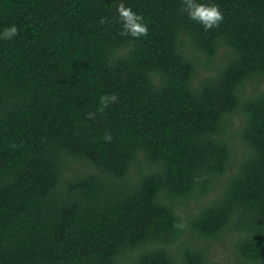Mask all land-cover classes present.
I'll list each match as a JSON object with an SVG mask.
<instances>
[{
	"label": "trees",
	"instance_id": "obj_1",
	"mask_svg": "<svg viewBox=\"0 0 264 264\" xmlns=\"http://www.w3.org/2000/svg\"><path fill=\"white\" fill-rule=\"evenodd\" d=\"M120 2L0 0V264H264V0Z\"/></svg>",
	"mask_w": 264,
	"mask_h": 264
},
{
	"label": "clouds",
	"instance_id": "obj_2",
	"mask_svg": "<svg viewBox=\"0 0 264 264\" xmlns=\"http://www.w3.org/2000/svg\"><path fill=\"white\" fill-rule=\"evenodd\" d=\"M182 8L181 11L187 13L188 17L196 21L199 24H202L204 29L210 30L213 27H218L223 21V13L220 10V6L216 3H201L198 0H181ZM117 13L119 20L121 21L122 30L119 32V35L122 36H131L132 38H140L147 36L148 26L144 22V17L142 14L134 12L132 7L126 6L121 0L117 5ZM101 24L107 23V18H101ZM18 28L15 25L6 27L3 30L2 37L3 39H11L13 36L18 35ZM118 97L116 94H108L100 97L98 102L97 111L101 114L104 113V110L109 106L110 103L117 102ZM96 113L89 112L86 114L87 119H94ZM106 141H110L112 136L110 133H106L104 136Z\"/></svg>",
	"mask_w": 264,
	"mask_h": 264
},
{
	"label": "rangeland",
	"instance_id": "obj_3",
	"mask_svg": "<svg viewBox=\"0 0 264 264\" xmlns=\"http://www.w3.org/2000/svg\"><path fill=\"white\" fill-rule=\"evenodd\" d=\"M263 83H264V80H263ZM235 119L237 120V117ZM241 149L239 150V153L242 152ZM190 208L193 211V208L189 205L183 208L185 215L189 214ZM187 234H189V231L187 232ZM187 234H185L184 238H187ZM233 241H234V238L228 234V236L226 237H223V238L220 237L218 239L216 238V239L211 240L210 244L206 243L204 239L199 240V243L200 245L205 246L208 249L209 256L212 260L217 261V262H223L225 264H241V262L237 258ZM177 246H180V242L172 246L171 249L174 253H176L179 256L180 252L178 251Z\"/></svg>",
	"mask_w": 264,
	"mask_h": 264
}]
</instances>
